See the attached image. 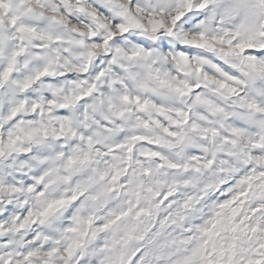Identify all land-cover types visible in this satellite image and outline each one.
I'll use <instances>...</instances> for the list:
<instances>
[{"label": "snow or ice", "instance_id": "snow-or-ice-1", "mask_svg": "<svg viewBox=\"0 0 264 264\" xmlns=\"http://www.w3.org/2000/svg\"><path fill=\"white\" fill-rule=\"evenodd\" d=\"M0 264H264V0H0Z\"/></svg>", "mask_w": 264, "mask_h": 264}, {"label": "clouds", "instance_id": "clouds-1", "mask_svg": "<svg viewBox=\"0 0 264 264\" xmlns=\"http://www.w3.org/2000/svg\"><path fill=\"white\" fill-rule=\"evenodd\" d=\"M91 103H92V101H89V104H91ZM74 115H75V117L78 119L79 116H80L81 114H80L79 112H76ZM96 115L99 116L100 118H102L101 113L97 112ZM86 131H87V130H86ZM53 143H54V142H53ZM74 178H75V177H74Z\"/></svg>", "mask_w": 264, "mask_h": 264}]
</instances>
